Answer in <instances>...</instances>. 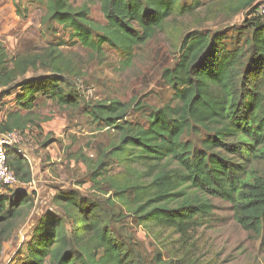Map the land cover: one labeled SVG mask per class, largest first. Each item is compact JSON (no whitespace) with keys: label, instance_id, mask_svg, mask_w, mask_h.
<instances>
[{"label":"trees","instance_id":"1","mask_svg":"<svg viewBox=\"0 0 264 264\" xmlns=\"http://www.w3.org/2000/svg\"><path fill=\"white\" fill-rule=\"evenodd\" d=\"M22 1L15 3L18 14ZM33 1L42 8L47 37L61 28L73 45L94 56L114 51L127 66L133 50L167 20L196 9L184 0H100V25L71 0ZM258 1L223 0L229 15L246 18L234 36L200 30L182 35L173 65L161 75L171 98L150 109L145 127L128 121L130 107L117 100L85 102L71 82L77 69L61 44L45 39L37 52L24 48L10 58L0 43V133L37 127L33 111L50 101L71 110L84 106L96 126L117 134L98 149L96 160L79 154L92 192L58 190L54 210L36 220L14 264H162L152 243L136 240L123 221L132 219L150 232L187 234L209 221L213 200L229 204L245 231H262L264 175L254 168L264 164V23L256 14ZM8 98L12 102L4 103ZM7 103L13 106L5 109ZM53 142L62 148L56 140L44 145ZM6 164L18 183L31 182L29 165L15 149L6 152ZM32 201L0 186V249L6 230Z\"/></svg>","mask_w":264,"mask_h":264},{"label":"rangeland","instance_id":"2","mask_svg":"<svg viewBox=\"0 0 264 264\" xmlns=\"http://www.w3.org/2000/svg\"><path fill=\"white\" fill-rule=\"evenodd\" d=\"M71 2L74 7H87L92 22L105 25L100 0ZM15 3L16 0H0V43L10 58L24 48L31 53L37 52L45 39L61 44L59 49L77 69L71 82L84 101L117 100L130 107L126 119L144 127L150 109L161 107L171 98V91L161 75L165 68L173 65L182 35L200 30L234 36V31L246 19L241 13L229 15L223 0H184V6L193 5L195 11L167 20L163 30L133 50L127 66L114 51L105 49L104 56H94L79 45H73L67 41V32L61 28H58L56 37H47L40 25L42 8L32 0H24L18 14ZM37 73L43 74L42 71ZM9 101L12 102V98L3 100L4 103ZM137 101L148 108L135 109L133 103ZM12 106L7 103L5 109ZM33 116L37 127L31 126L23 133L16 132L19 143L14 147L26 159L32 179L28 184L18 183L12 188L31 195L32 206L6 230L0 249V264L16 262L36 220L44 212L54 210L51 199L58 190L92 192L91 184L85 181V166L76 161L79 154L96 160L100 147L117 140L115 131L93 123L84 106L71 110L44 101L35 108ZM47 140L58 141L62 148L56 142L45 146ZM254 168L264 175V164H255ZM211 204L214 207L209 221L187 234L171 229L146 231L132 219L123 223L136 240L152 243L151 249L161 254L162 264H264V228L258 234L245 231L236 222L229 204L219 200H213Z\"/></svg>","mask_w":264,"mask_h":264},{"label":"built area","instance_id":"3","mask_svg":"<svg viewBox=\"0 0 264 264\" xmlns=\"http://www.w3.org/2000/svg\"><path fill=\"white\" fill-rule=\"evenodd\" d=\"M256 14L261 18L264 23V2L259 3V5L257 6ZM18 143L19 136L17 135V133H0V186L4 188H14L18 184V181L13 171H11L6 164V152L9 149L14 150V147ZM17 153L19 152L17 151Z\"/></svg>","mask_w":264,"mask_h":264}]
</instances>
